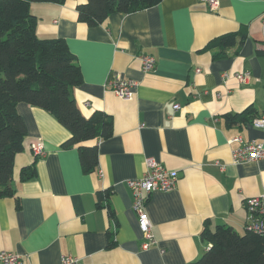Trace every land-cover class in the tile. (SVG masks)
<instances>
[{
    "label": "crops",
    "instance_id": "crops-1",
    "mask_svg": "<svg viewBox=\"0 0 264 264\" xmlns=\"http://www.w3.org/2000/svg\"><path fill=\"white\" fill-rule=\"evenodd\" d=\"M82 2H32L30 11L39 37L63 38L75 55L83 80L71 94L81 113L110 115L113 133L92 141L97 165L84 173L77 147H61L69 130L47 110L17 104L27 135L14 161V195L0 197V251L19 254L22 264H58L67 255L82 264H191L208 247L204 228L244 233L245 201L264 192V157L231 160L242 143L264 148V130L252 120L226 121L249 107L264 115V0H219L215 12L200 0H161L95 26L78 21ZM244 31L237 53L236 45L221 58L212 57L217 49L203 50L214 37ZM140 54L154 57L151 71H142ZM246 71L240 83L234 73ZM123 78L137 82L128 100L109 85ZM36 140L46 153L34 158ZM148 156L176 171L177 182L145 200L156 243L143 249L126 181L143 175ZM30 164L35 176L20 180ZM106 190L113 217L96 205Z\"/></svg>",
    "mask_w": 264,
    "mask_h": 264
},
{
    "label": "trees",
    "instance_id": "trees-1",
    "mask_svg": "<svg viewBox=\"0 0 264 264\" xmlns=\"http://www.w3.org/2000/svg\"><path fill=\"white\" fill-rule=\"evenodd\" d=\"M67 0H0V197L13 196L11 185L15 157L24 148L27 129L17 111L19 102L50 112L66 127L69 138L63 148L76 146L82 170L93 172L97 165V144L93 140L110 137L112 118L101 110L84 116L71 94L82 80L76 57L65 39L41 38L36 33L37 17L30 11L32 2L63 4ZM161 0H85L76 5L77 19L88 26L106 22L110 14L133 13L151 7ZM246 32H230L210 39L203 50L217 49L212 57L228 55L227 48L237 46ZM262 53V51H258ZM256 117L252 107L226 115L228 124L247 123ZM34 164L20 169L19 179L35 176ZM108 191L97 193L98 207H108ZM202 239L208 245L191 264H264V235L246 230L238 233L231 226L218 224L214 230L204 228ZM112 244V242L110 243Z\"/></svg>",
    "mask_w": 264,
    "mask_h": 264
},
{
    "label": "built area",
    "instance_id": "built-area-1",
    "mask_svg": "<svg viewBox=\"0 0 264 264\" xmlns=\"http://www.w3.org/2000/svg\"><path fill=\"white\" fill-rule=\"evenodd\" d=\"M203 1L209 11L215 12L219 6V0H200ZM141 69L143 72L151 71L155 66V59L149 54H140ZM228 73H223V79ZM235 78L240 83H246L250 73H234ZM109 85L113 93L121 99L128 100L133 97L134 89L137 82L130 78H123L117 81H110ZM173 109L179 108L178 103L173 104ZM255 126L264 130V115L253 118L251 121ZM238 139V138H236ZM31 152L34 158L45 155L44 143L41 140L33 141L30 144ZM264 157V148L262 142L249 141L242 143L239 147L231 151V160L233 163L245 161H255ZM176 171L168 170L161 162L154 157L148 156L144 158V173L140 178L128 179L127 186L132 193V210L137 214V224L142 233L143 241L141 247L143 249L156 243L152 231V224L145 210V200L148 195L154 191H170L176 186ZM247 211V221L245 229L264 235V192L260 195L250 197L245 201ZM0 264H22L21 256L11 251H0ZM58 264H82L81 261L71 255L62 257Z\"/></svg>",
    "mask_w": 264,
    "mask_h": 264
}]
</instances>
